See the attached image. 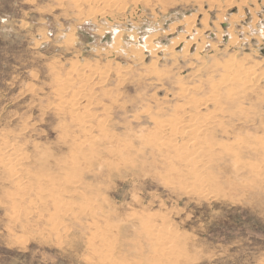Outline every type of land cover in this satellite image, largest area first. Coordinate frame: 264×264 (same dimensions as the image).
<instances>
[{"label":"rangeland","instance_id":"374dc122","mask_svg":"<svg viewBox=\"0 0 264 264\" xmlns=\"http://www.w3.org/2000/svg\"><path fill=\"white\" fill-rule=\"evenodd\" d=\"M117 263L264 264V0H0V264Z\"/></svg>","mask_w":264,"mask_h":264},{"label":"bare ground","instance_id":"6f19581e","mask_svg":"<svg viewBox=\"0 0 264 264\" xmlns=\"http://www.w3.org/2000/svg\"><path fill=\"white\" fill-rule=\"evenodd\" d=\"M69 40V39H68ZM67 40V41H68ZM235 41V40H234ZM70 42V41H69ZM68 44V43H67ZM232 57V56H231ZM234 58V57H233ZM234 61V60H233ZM232 62V61H231ZM78 64V63H77ZM230 64L231 63H228V65H229V67L230 68H232L231 66H232V64H231V66H230ZM234 64V63H233ZM227 65V66H228ZM238 65H240V64H238ZM235 67V66H234ZM240 67V66H239ZM229 68V71L231 70ZM242 68V67H241ZM250 69V68H249ZM98 70V69H97ZM224 71V70H223ZM226 71V70H225ZM234 71V70H233ZM249 71V70H248ZM251 71V70H250ZM249 71V72H250ZM235 72V71H234ZM229 73V72H228ZM228 73H226V75L228 74ZM248 73V72H247ZM243 74V73H242ZM244 74H246L245 72H244ZM251 74H252V72H251ZM71 75V74H70ZM225 75V74H224ZM234 75V74H233ZM236 75V74H235ZM238 75V74H237ZM241 75V74H240ZM249 75V74H248ZM258 75V74H257ZM229 76H230V73H229ZM241 76H243V75H241ZM240 76V77H241ZM67 77V76H66ZM226 78H227V76H225ZM239 76L238 77H235L234 76V79L235 78H240ZM248 77V76H247ZM225 78V79H226ZM228 78H230V77H228ZM250 78V77H249ZM229 80H231V79H229ZM233 80V79H232ZM231 80V81H232ZM241 80H243V79H241ZM247 81H248V79H246ZM64 81V80H63ZM221 81V80H220ZM224 79H223V81H221V82H223L224 83ZM244 81V83H246L245 82V80H243ZM242 81V82H243ZM249 82V81H248ZM219 83V82H218ZM241 84V83H240ZM238 85V84H237ZM236 85V86H237ZM214 86V85H213ZM232 86V85H231ZM215 87H216V85H215ZM226 87V86H225ZM212 88V87H211ZM217 88V87H216ZM215 88V89H216ZM233 89V88H232ZM59 90V89H58ZM63 91V90H62ZM58 92V97L60 98V99H63L62 97H63V93L64 92ZM229 91H231V90H229ZM66 92V91H65ZM79 94V93H78ZM232 94V93H231ZM225 95V94H224ZM66 97V96H65ZM75 99V98H74ZM65 100V99H64ZM60 104V103H59ZM67 105V104H66ZM78 105H79V101L78 100H71L70 102H69V114H70V116H71V118L73 119V120H75V121H77L78 122V124H79V126L80 127H87V121L84 119V116L80 113V112H78ZM64 106V105H63ZM61 107V106H60ZM68 109V108H67ZM62 110V109H61ZM196 118V117H195ZM204 118V117H203ZM85 121H84V120ZM215 119V118H214ZM195 120V119H194ZM217 120V119H216ZM215 120V121H216ZM172 122L174 121V120H171ZM206 121V120H205ZM212 121V120H211ZM162 122V121H161ZM171 122V123H172ZM203 122V121H202ZM214 122V121H213ZM218 122H221V121H218ZM99 123V122H98ZM158 124V123H157ZM203 124H204V122H203ZM209 124V123H208ZM159 125V124H158ZM183 125H186V124H183ZM196 124L195 123H191V124H189L188 123V125H186V126H184L183 128H182V131H180V132H186V131H189V132H192L191 134H192V140H194L193 142H194V144H193V146L189 143V142H187V143H185V144H179L178 142L176 143V141L173 139V137H172V139H170L169 141H168V139H167V141L163 144V145H167V146H173V147H175V149H176V151L178 152L177 154H178V157L179 158H181V160H183V162L184 161H187L188 162V164H186V165H190V166H192L191 168H194V167H196V165H197V163H199V157L201 156V151L199 150V147H197L198 146V140H200V139H203L204 140V138H202L203 136V133H202V129L200 130L199 128H197L196 126H195ZM202 125V124H201ZM98 126H99V129H101V130H104V125H99L98 124ZM170 126V125H169ZM173 126V125H172ZM206 126H208V125H206ZM160 127V126H159ZM174 127V126H173ZM202 127V126H201ZM161 128V127H160ZM171 128V127H170ZM175 128V130H176V126L174 127ZM205 128V127H204ZM209 128V127H208ZM178 129V128H177ZM185 130V131H184ZM159 131V130H158ZM162 131V130H161ZM178 131V132H179ZM104 132V131H103ZM172 132H174V131H172ZM102 133V132H101ZM103 134V133H102ZM162 134V133H161ZM158 135H160V134H158ZM181 135V134H180ZM101 136V135H100ZM103 136V135H102ZM156 136V135H155ZM104 138V137H103ZM167 138V137H166ZM169 138V137H168ZM171 138V137H170ZM162 139V138H161ZM151 140H153V139H151ZM157 140V139H156ZM155 140V141H156ZM160 140V139H159ZM84 141H86L87 142V140H84ZM163 141V140H162ZM161 141V142H162ZM81 142H83V141H81ZM86 142H84V143H86ZM90 142H92V143H94V140L93 141H90ZM204 142V141H203ZM206 142V141H205ZM76 143V142H75ZM88 143H89V141H88ZM87 143V144H88ZM92 143H90L89 145H91ZM208 143V142H207ZM79 145H81L80 143H79ZM93 145V144H92ZM91 145V146H92ZM220 145V144H219ZM84 146V145H83ZM125 146V145H124ZM157 146H158V144H157ZM223 146V145H222ZM212 147V146H211ZM158 148H159V146H158ZM161 148V147H160ZM205 148V147H204ZM229 148V147H228ZM74 150H75V147H74ZM204 150V149H203ZM203 150H202V152H203ZM228 150V149H227ZM232 150V149H231ZM79 151V150H78ZM78 151L76 152V153H78ZM121 151V150H120ZM74 152V151H73ZM175 152V151H174ZM233 152V151H232ZM76 153H75V156H77L76 155ZM92 153V152H91ZM97 153V152H96ZM195 153H197V154H195ZM203 153H205V152H203ZM73 154V153H72ZM79 154H80V151H79ZM197 155V157L195 156V155ZM92 155V154H91ZM96 155V154H95ZM204 155V154H203ZM3 156H5V155H3ZM15 156V155H14ZM94 156V155H93ZM93 156H91L92 158H93ZM18 157V156H17ZM81 158H82V155L80 156ZM13 158V157H12ZM89 158V157H88ZM201 158V157H200ZM18 159H19V157H18ZM71 159V158H70ZM73 159H75V158H73ZM72 159V161H75V160H73ZM78 159V158H77ZM80 159V158H79ZM91 159V158H90ZM94 159V158H93ZM106 159V158H105ZM109 159V158H108ZM176 159V158H175ZM69 160V159H68ZM79 160H76V164H77V162H78ZM108 161H110V160H108ZM202 161V160H201ZM107 162V161H106ZM114 162V161H113ZM207 163V162H206ZM79 164V163H78ZM109 164V163H108ZM18 165V164H17ZM209 165V164H208ZM12 166V165H11ZM198 166V165H197ZM73 167H74V165H73ZM187 167V166H186ZM10 168V167H9ZM12 168L13 167H11L10 168V170H12ZM14 170V169H13ZM188 170V169H187ZM192 170V169H191ZM195 171H197L196 169H194ZM189 171H190V168H189ZM13 171H11V173H12ZM15 172H13V175H15L14 174ZM70 173V172H69ZM68 173V174H69ZM75 175V174H74ZM201 175V174H200ZM197 178H195V180H196V186L197 185H199L200 183H201V181L202 180H204L205 178L204 177H201V176H196ZM73 178H74V176H73ZM67 180H70V179H67ZM77 180V179H76ZM50 181V180H49ZM69 182V181H68ZM73 183V182H75V180H70V182L69 183ZM73 184H76V183H73ZM49 187V186H48ZM56 187H59L60 188V185L58 184V185H55V187L54 188H56ZM61 187H64V186H61ZM47 188V187H46ZM58 189V188H57ZM57 189H55V190H57ZM47 190V189H46ZM58 190H60V189H58ZM62 191V190H61ZM60 191V192H61ZM50 192H52V191H50ZM63 192V191H62ZM64 192H65V190H64ZM40 193H41V191H40ZM56 197V196H55ZM61 197H63V196H61ZM60 197V198H61ZM42 199V198H41ZM44 199V198H43ZM88 200V199H87ZM63 201V200H62ZM66 201V200H65ZM59 202V199L57 198L56 200H55V204H57ZM68 202V201H67ZM60 203V202H59ZM65 204V203H64ZM69 204V203H68ZM91 204H94V203H91ZM97 205V204H96ZM56 206V205H55ZM98 206V205H97ZM55 208V207H54ZM57 208H58V211H60V213L62 214H64V211L66 212V210H68V209H66V206H64V205H62V204H58V206H56V210H57ZM82 208V207H81ZM89 209V208H88ZM101 209V208H100ZM92 210V209H91ZM61 211H63V212H61ZM100 212V211H99ZM53 213H55V212H53ZM60 213H58V214H60ZM63 214H62V216H63ZM52 215V214H51ZM65 215V214H64ZM59 216V215H58ZM56 218H58V217H56ZM55 218V220H57ZM109 220V219H108ZM54 221V220H53ZM44 222V221H43ZM63 222V221H62ZM141 222V221H140ZM55 223V222H54ZM61 223V222H60ZM64 223V222H63ZM148 223V222H147ZM151 222H149V224H150ZM56 224V223H55ZM62 224V223H61ZM60 224V225H61ZM143 224V223H142ZM146 226V225H145ZM148 226V225H147ZM56 227H57V224H56ZM96 227H97V225H96ZM151 226H149V228H150ZM54 228V227H53ZM98 228H101V227H98ZM152 228V227H151ZM152 229H154V228H152ZM159 229V228H158ZM56 230V229H55ZM96 230V229H95ZM98 230V229H97ZM111 230V229H110ZM109 230V231H110ZM108 231V232H109ZM157 231H159V230H157ZM104 232V229H103V231H102V233ZM153 232V231H152ZM95 233V232H94ZM53 234V233H52ZM98 235V234H97ZM158 237H160V236H158ZM160 238H158V240H159ZM167 240H168V238H167ZM169 242V241H168ZM102 243V242H101ZM171 244V243H170ZM172 247L171 248H173V245H171ZM159 248V247H158ZM176 248V247H175ZM101 249V248H100ZM100 249H98V250H100ZM96 251H97V249H96ZM101 251V250H100ZM155 252V251H154ZM165 252V251H164ZM108 254V253H107ZM166 254H167V252H166ZM165 254V255H166ZM104 256H106V255H104ZM108 256V255H107ZM108 258V257H107ZM109 258H110V256H109ZM116 262V261H115ZM118 264V263H117Z\"/></svg>","mask_w":264,"mask_h":264}]
</instances>
